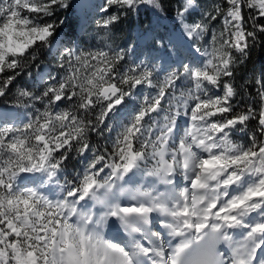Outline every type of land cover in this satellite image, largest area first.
<instances>
[{
    "label": "snow or ice",
    "instance_id": "1",
    "mask_svg": "<svg viewBox=\"0 0 264 264\" xmlns=\"http://www.w3.org/2000/svg\"><path fill=\"white\" fill-rule=\"evenodd\" d=\"M225 4L186 22L198 0H181L182 34L209 36L211 50L198 65L165 69L162 81L147 64L124 69L123 50L61 48L54 59L63 75L49 73L38 94L19 90L43 110L23 121L0 112V264H264V77L247 101L233 82L234 52L245 55L264 33L252 23L264 18V0ZM70 6L0 0V76L11 73L0 97L57 45V13ZM141 6L162 8L160 0H105L97 27L107 35L121 19L109 9ZM217 19L223 31L214 35ZM105 132H115L108 146L90 143ZM73 156L83 167L70 172Z\"/></svg>",
    "mask_w": 264,
    "mask_h": 264
},
{
    "label": "trees",
    "instance_id": "2",
    "mask_svg": "<svg viewBox=\"0 0 264 264\" xmlns=\"http://www.w3.org/2000/svg\"><path fill=\"white\" fill-rule=\"evenodd\" d=\"M78 2L79 0H71L69 9L58 11L57 18L62 19L64 23L58 28L55 37L57 41L56 48L52 49L50 53L47 50L38 53L35 62L29 61L30 66L25 71L30 72V75L21 74L17 76L12 85L6 90L5 96L0 97V107L29 106L31 112L37 108L42 111L40 101H28L26 98L19 97L18 92L21 89H27L38 94L42 91L44 84L48 82L46 78L49 73L57 78L63 75L64 70L59 69L57 60L54 59L58 49L61 48H72L81 51L123 50L125 60L121 61L120 64L124 69L130 66L147 64L156 69L161 81L164 78L165 69L179 66L172 56L166 54L169 47L173 49V56L177 52L183 55V62H193L192 64L196 65L200 63L191 54L194 44L190 48V44H183V39L179 36L176 37L181 27V22L177 17V9L181 0H160L162 5L160 10L149 6H141L127 14H124L120 9L111 8L109 13L121 12V19L112 26L107 35L97 27L96 23L101 17L105 16L102 11L105 0H96L92 7L82 14H78L76 11L75 6ZM218 7L221 10L226 9L225 0H198L197 10L187 18L186 22H190L193 18L199 19L198 13L212 11ZM248 16L249 13L246 10V27L249 26ZM252 23L264 24V18L252 21ZM209 27L212 34L218 35L223 31V22L220 19L214 20ZM205 40L208 43H205ZM211 43L210 37L205 36L201 38L198 45L203 51L209 50ZM234 55L239 62L236 64L233 82L240 86L241 91L244 93V100L247 101V93L251 92L255 95L253 81L264 77V33H259L255 40L249 41V48L245 55L241 56L237 52H234ZM9 74L11 73L0 76V82ZM148 89L150 88L143 90L146 93L153 92V90L149 91ZM66 104L67 102L61 104L60 107L63 108ZM256 127V121L249 122L251 130H255ZM114 135L115 132H105L104 136L101 137L92 133L89 135V141L93 146L100 148L108 146L107 138ZM233 139L237 142L248 143L247 135L243 133H237L233 136ZM77 161L78 158L73 156L66 162L70 172L83 167V164Z\"/></svg>",
    "mask_w": 264,
    "mask_h": 264
},
{
    "label": "rangeland",
    "instance_id": "3",
    "mask_svg": "<svg viewBox=\"0 0 264 264\" xmlns=\"http://www.w3.org/2000/svg\"><path fill=\"white\" fill-rule=\"evenodd\" d=\"M95 1H96V0H79V2L77 3V6H75L77 13H78V14H82L85 10L90 9V8L92 7V5L94 4ZM77 7H78L79 9H78ZM82 8H83V9H82ZM80 9H81V10H80ZM180 25H181V27L179 28V31H178V34L176 35V37H177V36L181 37V38L183 39V41H184L183 44H184V43H186V44H191V45L194 44L193 47H192V52H191V54L196 55L197 53H196V51H195V48H196V47H199L198 42H199L201 39H200L198 42H197V41H192V40L187 39V38L182 34V33H183V27H182V24H180ZM55 48H56V46L53 47V49H55ZM208 49H209V51H210V50H211V47L208 48ZM172 52H173V49H172L171 47H169L168 50H167V52H166V54L169 55V53H172ZM174 54H175V53H174ZM201 55L205 57V55H204V50L201 51ZM170 56H172V57L174 58L175 63H176L177 65L179 64L180 61H183V55H182L180 52H177L175 56H173V54L170 55ZM205 58H206V57H205ZM151 90H153V89H151Z\"/></svg>",
    "mask_w": 264,
    "mask_h": 264
},
{
    "label": "bare ground",
    "instance_id": "4",
    "mask_svg": "<svg viewBox=\"0 0 264 264\" xmlns=\"http://www.w3.org/2000/svg\"><path fill=\"white\" fill-rule=\"evenodd\" d=\"M192 56H194L195 59L199 60V61H201L202 59H206L204 56L201 55V53H199V54L197 53L196 55L192 54ZM148 90L151 91V89H148ZM0 112L11 113V114H13L16 117H19L21 121L24 120L26 113L29 116L32 114V112L30 111V107L29 106H17V107H12V108H2V107H0ZM186 123H187V121H186L185 118H181L179 120V124H180L181 127H183Z\"/></svg>",
    "mask_w": 264,
    "mask_h": 264
}]
</instances>
